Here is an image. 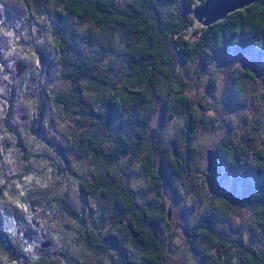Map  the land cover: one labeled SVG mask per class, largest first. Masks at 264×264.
Wrapping results in <instances>:
<instances>
[{
  "label": "trees",
  "instance_id": "1",
  "mask_svg": "<svg viewBox=\"0 0 264 264\" xmlns=\"http://www.w3.org/2000/svg\"><path fill=\"white\" fill-rule=\"evenodd\" d=\"M17 1L23 8L18 18L22 15L30 17L31 14L35 24L42 21L49 24L52 16L48 14L50 11L44 9L52 6L60 10L54 11V14H62V20H65L66 15L78 25L88 23L100 29L103 38L97 41L92 56H83L74 41L56 26L42 32L44 39L47 37L50 42L45 43L47 47H40L47 54V59L53 56V65L61 66L60 74L70 85L68 92L54 93V103H62L63 109L69 110L64 99L67 96L75 107V113L83 119H89L94 125L93 133L84 134L80 140L70 133V148L80 157L82 154L78 150L82 145L83 154L91 155L95 161V174L92 178H77L81 189L89 196L100 191L112 199L115 209L113 217H117L113 218V225L107 231L112 233L108 237L110 243L106 241L107 233L104 241L92 230H86L83 238L86 246L96 254L105 251L115 254L114 264H141L128 256L126 247L119 245L116 234L122 235L133 246L135 254H139L144 263L163 264L166 255L159 228L160 223L169 225L170 216L163 204L167 175L162 172L168 167L173 177L180 181L192 173V159L200 151L195 142V133L203 121L193 99L185 92L186 80L175 70V56L194 62L202 54L232 53L248 54L256 60H264V0H254L209 26L199 25L193 17V11L200 5L197 0ZM117 35L120 36L119 41ZM120 42L125 62L122 83L120 79L109 76L106 69L103 71L101 67L108 53L116 51ZM37 47L34 46V50ZM34 50L33 53L37 55ZM77 88L83 89L85 97L79 95ZM161 89L169 95L166 99L168 118L185 114L193 117V122L188 120L185 125V129L191 133L190 140L180 148L171 146L161 130L151 127L158 107L155 94ZM107 93L111 97L103 99L102 95ZM88 95L93 96L99 109L101 105L97 102L104 104L109 110L111 121L120 126L119 131L115 128L110 131L109 143H105L106 138L101 136L108 122L101 123V114L95 110ZM45 108L43 102L41 110L37 112L38 120L32 133L37 134L39 126L50 117V110L46 111ZM122 157H127L123 164L126 167L142 157V173L155 186L162 202L155 201L152 209L138 202L133 189L116 172L115 163ZM158 157L161 159L159 165ZM70 171L75 177L74 171ZM207 176L215 188L224 193L219 194L218 198L227 209L237 211V208L245 207L251 210L264 232V146L254 141L243 143L232 134L223 136L215 145L213 164L207 170ZM227 179L230 184L226 188ZM40 192L43 195V190ZM117 197L122 198V206H119ZM58 198L65 212L78 219L77 209L67 193ZM50 199L45 198L46 201ZM191 233L192 241L195 244L199 241L203 246L205 261L229 264L231 258L237 257L238 264H264V249L247 242L241 234L231 236L220 232L208 219L193 224ZM10 242L12 249L21 254L17 243L11 238ZM2 250L7 261L15 258V253L4 248ZM30 262L60 264L49 256ZM97 264H102V261Z\"/></svg>",
  "mask_w": 264,
  "mask_h": 264
},
{
  "label": "rangeland",
  "instance_id": "2",
  "mask_svg": "<svg viewBox=\"0 0 264 264\" xmlns=\"http://www.w3.org/2000/svg\"><path fill=\"white\" fill-rule=\"evenodd\" d=\"M0 10L9 11L12 16H17L23 8L17 0H0ZM44 11H50L47 13L56 17L54 11L60 10L50 6ZM54 26L64 30L65 35L74 41L83 56L94 55L97 41L103 38L99 28L91 27L88 23L78 25L66 15L65 20L59 24L51 19L49 24H45L44 21L35 24L36 29L39 28L42 32ZM119 37L117 35L116 38ZM48 39L43 38L41 43L45 46V43L50 42ZM8 44L5 37L0 38V53L14 57L15 51L5 50ZM116 49L108 53L101 67L103 71L106 69L109 76L120 79L122 83L125 72L122 42L117 44ZM51 56L48 59L50 63L43 66L44 70L41 69L46 71L49 77L45 78L41 73L32 74L34 83L27 91L37 105L39 101H44L45 110H50V117L39 126L40 131L37 134L30 131L28 122L22 123L20 127H24L25 130L19 132L22 137L20 140L6 136L1 138L0 134V144H2L0 170L1 172L4 170L7 176L4 178V183H7L4 192L6 200L29 214L31 211L24 200L27 189L32 190L34 198L33 221L21 225L18 219L13 226L15 239L20 244H25V241L30 242L33 262L43 255L53 258L60 264L80 262L97 264L100 260L102 264H114L115 254L107 251L96 254L86 246V240L83 238L86 230H92L104 241L107 233L106 241L110 243L108 237L112 233L107 231L113 225V218L117 217H113L115 209L112 199L100 191L89 196L81 189L77 178H92L95 174V161L91 155L83 154L82 145L78 150V153L82 154L80 157L70 148V133L80 140L84 134L93 133L94 125L89 119H83L75 113V107L67 96H64V99L68 103L69 110L63 109L62 103H54V93L63 94L65 90L68 92L70 85L60 74L61 66L52 64L53 56ZM175 58V70H178L179 75L186 80L185 92L193 99L203 121L198 125L195 133V142L200 147V151L192 159V173L184 181H180L173 177L168 167L162 172L167 175L163 204L170 216L169 225L160 223L161 228H159L166 255L163 264H213L211 260L205 261V252L199 241L196 244L192 241L191 227L203 219L210 220L222 233L226 232L231 236L241 234L247 242L264 249V232L258 226L255 214L245 207L237 208V211L227 209L218 198L219 194L224 193L215 188L206 170L208 151H213L219 140L227 134H232L236 140L243 143L254 141L259 146H264V60H256L248 54L232 53L202 54L194 62H188L179 55ZM65 69L67 71V68ZM39 80L48 84L41 87L38 84ZM76 91L84 96L83 89L77 88ZM155 95L158 107L151 127L161 130L171 146L180 148L190 140L191 133L185 129V125L188 120L192 123L193 117L185 114L168 118L166 99L169 95L163 89L158 90ZM109 97H111L110 93L102 95L103 99ZM87 98L101 114V123L108 122L101 136L106 138L105 143H109L110 131L112 128L119 131L120 126L111 121L109 110L104 104L97 102L101 105L99 109L93 96L88 95ZM18 106L21 112L27 109L23 103ZM33 110L37 113L36 104ZM158 158L159 165L161 159ZM141 159L126 167L123 164L126 163L127 157L119 158L115 168L118 176H121L133 189L138 202L152 209L155 201L162 202V200L158 198L155 186L144 177ZM72 167L77 172V178L71 174ZM225 184L226 188L229 187L230 181L227 179ZM63 192L67 193L77 209L78 219L69 216L63 209L62 203L59 205L60 198L57 197ZM48 197L51 199L46 201L45 198ZM117 201L119 206L123 205L121 197H117ZM5 203L7 202L2 201V206ZM27 227L34 229L29 237L23 234ZM116 239L119 245L126 247L130 258L146 264L139 254H135L133 246L122 235L116 234ZM45 240L52 241L53 244L42 249L40 244ZM229 264H238V258H231Z\"/></svg>",
  "mask_w": 264,
  "mask_h": 264
},
{
  "label": "flooded vegetation",
  "instance_id": "3",
  "mask_svg": "<svg viewBox=\"0 0 264 264\" xmlns=\"http://www.w3.org/2000/svg\"><path fill=\"white\" fill-rule=\"evenodd\" d=\"M55 14L56 17L52 16V21L56 24L63 22L62 18L64 17L62 14L58 15V12H55ZM29 15L30 17L22 15L18 18V16H12L9 11L0 10V38L5 37L6 42L9 43L8 47L5 49L6 51L13 50L16 52L14 57L11 55L9 57L7 56L8 54L0 53L1 138L2 136H6L14 137V139L20 140L22 137L19 132H23L25 130V128L20 127V125L24 122L29 123V128L31 129L30 131L34 130V126L37 124L38 116L37 113L34 112L33 108L36 104L38 107L37 112H39L44 102L41 100L39 101V105H37V102L30 98L27 93L28 88H32L34 83V77L32 74L41 73L45 78L49 77L46 71H41V69L43 66L50 63L48 60L49 58L47 59V54L41 49L44 48V45L41 43L44 35L39 28L36 29L35 22L31 18V14ZM37 32L39 33L38 36ZM36 45L39 47L34 50V46ZM45 46L47 47V45ZM33 50L38 56L33 53ZM33 54L36 55V58H34ZM42 70H44V68ZM38 84L43 87L48 83L46 81L39 80ZM22 103L27 107V109L21 112L18 105ZM35 128H37V126ZM0 145L2 146V144ZM71 170L74 171L75 177L77 178V172L73 169V167ZM5 177H7L6 172L4 170L1 172L0 170V264H3V261L5 264H29L31 263L30 260H32L31 254L33 253V249L29 248L30 242L25 241V244H20V242L15 239L16 235L14 234L13 226L16 225L18 219L21 221V225L30 222L32 223L34 217V198L32 197V190L27 189V193L24 198L26 205L28 204L31 211V213L27 214L19 209V207L14 206L6 200L4 194L7 185V183H4ZM2 201H6L7 203L2 206ZM12 208L13 210H11ZM33 232L34 229L32 227H27L23 234L29 237L31 233L33 234ZM10 238L13 239L20 247L21 254L17 253L15 249H12ZM46 241L47 240L41 242L40 247L42 249L51 247L53 244L52 241H48L50 242V245L48 247H44L43 243ZM2 247L5 250L8 249L11 253H15V258L7 261ZM42 256L39 257L37 261H40L42 258H47Z\"/></svg>",
  "mask_w": 264,
  "mask_h": 264
},
{
  "label": "water",
  "instance_id": "4",
  "mask_svg": "<svg viewBox=\"0 0 264 264\" xmlns=\"http://www.w3.org/2000/svg\"><path fill=\"white\" fill-rule=\"evenodd\" d=\"M198 5L193 11V17L203 26H209L221 19H224L229 13L251 4L254 0H197ZM207 170L209 171L213 164V151L207 154ZM1 194V189H0ZM50 242L43 243L48 247Z\"/></svg>",
  "mask_w": 264,
  "mask_h": 264
}]
</instances>
